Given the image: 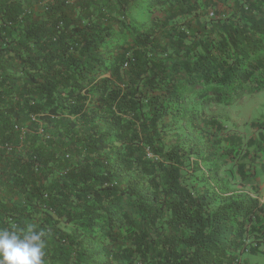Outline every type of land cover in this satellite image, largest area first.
Masks as SVG:
<instances>
[{"label": "trees", "instance_id": "obj_1", "mask_svg": "<svg viewBox=\"0 0 264 264\" xmlns=\"http://www.w3.org/2000/svg\"><path fill=\"white\" fill-rule=\"evenodd\" d=\"M260 92L264 0H0V229L44 264H247L264 203L205 108Z\"/></svg>", "mask_w": 264, "mask_h": 264}, {"label": "rangeland", "instance_id": "obj_2", "mask_svg": "<svg viewBox=\"0 0 264 264\" xmlns=\"http://www.w3.org/2000/svg\"><path fill=\"white\" fill-rule=\"evenodd\" d=\"M205 114L222 124L220 134L239 138L236 149L242 152L221 162L219 174L230 187L246 190L264 203V92L244 95L229 105L210 104ZM245 259L247 264H264V253Z\"/></svg>", "mask_w": 264, "mask_h": 264}, {"label": "clouds", "instance_id": "obj_3", "mask_svg": "<svg viewBox=\"0 0 264 264\" xmlns=\"http://www.w3.org/2000/svg\"><path fill=\"white\" fill-rule=\"evenodd\" d=\"M44 236L32 224L0 229V264H44Z\"/></svg>", "mask_w": 264, "mask_h": 264}]
</instances>
